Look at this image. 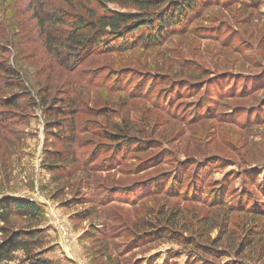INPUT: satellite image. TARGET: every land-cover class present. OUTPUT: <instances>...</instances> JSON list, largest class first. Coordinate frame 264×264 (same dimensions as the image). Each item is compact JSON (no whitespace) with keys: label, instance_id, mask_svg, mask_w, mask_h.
<instances>
[{"label":"rangeland","instance_id":"rangeland-1","mask_svg":"<svg viewBox=\"0 0 264 264\" xmlns=\"http://www.w3.org/2000/svg\"><path fill=\"white\" fill-rule=\"evenodd\" d=\"M18 21L23 42L10 34L0 54L24 81L0 91L18 98L0 108L15 116L0 118V199L35 203L43 218H12L13 231L40 229L49 264H264V0H218L184 33L89 55L75 74ZM44 96L77 101L72 145L46 125ZM175 178L179 191L165 193Z\"/></svg>","mask_w":264,"mask_h":264},{"label":"trees","instance_id":"trees-1","mask_svg":"<svg viewBox=\"0 0 264 264\" xmlns=\"http://www.w3.org/2000/svg\"><path fill=\"white\" fill-rule=\"evenodd\" d=\"M56 1L75 12H68L54 0H0V33L4 37V39L0 38V54L8 45L7 41L10 42L9 40L14 38L17 40L19 24L21 25L18 19L27 17L34 22L36 38L42 43L46 54L63 69L75 74L89 55L121 53L138 47L150 48L157 46L170 36L184 33L189 24L199 18L204 10L218 2V0H109L122 9L131 7L135 10L125 13L109 9L102 0ZM224 1H235L244 5L256 2V0ZM10 34L14 38L10 37ZM17 42L23 41L17 40ZM0 61V91L12 88L22 90L24 81L19 72L13 67L5 66L3 59ZM150 86L151 84L147 83L146 90ZM17 100L15 95L5 97L0 101V108H18ZM39 102L43 114L53 120L46 125L48 127L52 125V129L59 132L60 139L63 142L66 141L65 146L72 145L79 133L74 119L77 101L67 96L48 104L44 96V99L41 97ZM35 104V102L32 105L30 103L28 106H32L30 108L33 109L36 107ZM0 112L1 120L7 125L15 122V116L7 115L8 112ZM1 120L0 128L5 129ZM118 129L116 127V132L105 134L106 137L102 135V139L114 142V138L119 136ZM130 142H125L119 147L122 158ZM146 143L149 141L134 143L136 145L133 149H144ZM70 150L66 151L68 153L66 158L63 157L65 153L63 152L60 160L72 158L73 153ZM54 160L57 159L54 158ZM143 164L144 167L148 165L147 162ZM54 167V164L47 166L49 169ZM248 178L252 182L253 175ZM176 181L175 178L173 182L166 183L164 192L176 194L179 188L171 186L176 185ZM185 192L186 188L181 194L184 195ZM36 206L35 203L16 198L0 199V264H49L44 257V252L41 251L43 250L41 242L43 232L40 229L30 228L13 231L14 225L10 224L12 218L28 221L41 220L43 214ZM170 220L172 219L167 218L166 222ZM182 242H186L185 239H181L180 243ZM19 253L22 254L21 258L16 257Z\"/></svg>","mask_w":264,"mask_h":264}]
</instances>
